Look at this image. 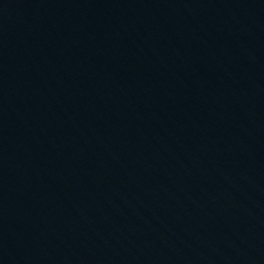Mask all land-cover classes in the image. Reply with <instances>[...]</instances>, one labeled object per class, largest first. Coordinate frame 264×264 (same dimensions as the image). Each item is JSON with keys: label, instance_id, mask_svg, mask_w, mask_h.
<instances>
[{"label": "water", "instance_id": "obj_1", "mask_svg": "<svg viewBox=\"0 0 264 264\" xmlns=\"http://www.w3.org/2000/svg\"><path fill=\"white\" fill-rule=\"evenodd\" d=\"M0 264H264V0H0Z\"/></svg>", "mask_w": 264, "mask_h": 264}]
</instances>
